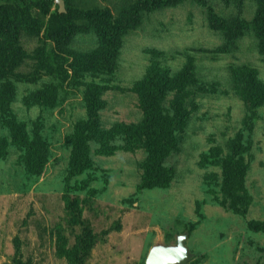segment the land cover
Masks as SVG:
<instances>
[{
	"label": "rangeland",
	"instance_id": "rangeland-1",
	"mask_svg": "<svg viewBox=\"0 0 264 264\" xmlns=\"http://www.w3.org/2000/svg\"><path fill=\"white\" fill-rule=\"evenodd\" d=\"M144 1L64 0L61 17L56 0H0V20L24 26L17 53L0 50L14 86L1 96L0 76V264H147L180 235L187 264H264V53L249 30L223 52L210 26L214 14L254 23L259 2ZM58 28L76 31L68 45L47 37ZM257 87L260 103L246 90ZM95 89L102 135L84 169L67 137ZM156 118L165 139L151 154L125 127ZM33 132L48 147L43 167L27 152ZM236 142L241 168L228 172Z\"/></svg>",
	"mask_w": 264,
	"mask_h": 264
},
{
	"label": "trees",
	"instance_id": "trees-1",
	"mask_svg": "<svg viewBox=\"0 0 264 264\" xmlns=\"http://www.w3.org/2000/svg\"><path fill=\"white\" fill-rule=\"evenodd\" d=\"M183 0H166V5H172L176 6ZM197 1V3L204 5L207 4L206 2L208 0H192ZM239 2V6L241 4L240 0H236ZM259 2L257 7V13H256V19L254 23H227L226 19L224 17H220L216 14H214V19L218 20L221 23H210V26L213 28H217L219 31H221L223 37L225 38L227 43L226 45L220 47L219 49L221 51H230V45L237 46V41L241 39L244 34L245 30L251 31L257 38H258V46L260 48V52L264 53V0H257ZM159 3L160 0H145L141 6L146 10H152L155 8V4ZM67 10V9H66ZM58 15L61 17L66 16V11L60 12L58 9ZM122 23V22H120ZM24 29V26L20 23H6L0 20V50L1 55L3 54V51H9L10 49L15 50L17 53L19 46L21 45V39L20 36L22 34V30ZM55 29V28H54ZM65 38L62 37L61 28H58L53 34L48 33L47 37L53 39L59 44L63 43L69 44L75 36L76 31L67 30L66 29ZM122 26L116 25L111 28L110 34L108 36L105 35V38L107 37L106 41V47H107V53L111 55L112 57H116L120 50L119 48L122 45L121 42V35L123 34ZM43 42H46V39H40ZM6 63V61H3V64ZM16 66V63L14 64ZM4 67V66H3ZM13 70L6 69L5 67L1 70L0 69V76L2 79H4V84L1 90V96L5 97L6 99H9L10 96L13 93V84L11 81H7L8 74H13ZM187 77L194 78V71L193 69H188L187 71ZM260 87V86H259ZM256 89L253 88H247L246 90L249 91V96L252 98L251 100H255L257 103H260V99L262 96H254L253 92L257 91L259 88ZM262 90V89H261ZM264 90V89H263ZM262 90V91H263ZM258 90V92H262ZM99 89H95L94 92L92 91L90 94H86V111L88 118L79 120L74 127L73 135L70 137H67L68 143L71 145L72 150V157H75L76 160L74 161L78 165H81L82 168L87 169L90 168L93 164L92 158H91V149L92 144L91 141H97L101 139L102 132L100 130L101 128V121L99 116V110L103 107V105H100L101 98L99 97ZM8 111V110H7ZM148 123V122H147ZM155 125L154 128H152L150 125L147 124V126L144 123L139 124L138 126H127L126 129H129L128 132H131V136L135 135L137 133L138 138L142 139L143 135L145 136V140L143 143H145L148 146L149 153H154L157 151L158 146L161 142L165 139V133L163 129L161 128L160 124V118L155 119ZM30 137H33L31 139H35L34 142L27 141V152L32 158V160H35L38 158L37 166L43 167L46 164L47 160V152L48 147L41 141V134L38 133V136L36 137L35 133H30ZM28 140V139H27ZM235 142V141H234ZM106 144V140L103 142ZM114 147V145H113ZM237 142L235 145L232 144V146L229 148L228 153L224 156L223 160V168L225 170H228V172L235 171L236 169L239 170L241 168L242 161L238 159L237 155L236 158L233 157V153H237ZM39 151V155L37 156L36 152ZM231 154V155H229ZM149 157V156H148ZM153 158H156V155L152 156ZM234 179L235 177H231ZM158 176L153 175V181H157ZM227 183H230L227 181ZM226 184V183H225ZM228 187V185L226 184Z\"/></svg>",
	"mask_w": 264,
	"mask_h": 264
},
{
	"label": "water",
	"instance_id": "water-1",
	"mask_svg": "<svg viewBox=\"0 0 264 264\" xmlns=\"http://www.w3.org/2000/svg\"><path fill=\"white\" fill-rule=\"evenodd\" d=\"M59 11H66L64 0H56ZM187 235L178 237L177 245H159L153 247L147 256V264H187L190 252L186 245Z\"/></svg>",
	"mask_w": 264,
	"mask_h": 264
}]
</instances>
